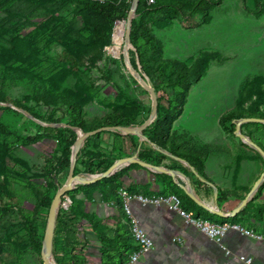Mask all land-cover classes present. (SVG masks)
Masks as SVG:
<instances>
[{
  "label": "rangeland",
  "instance_id": "obj_1",
  "mask_svg": "<svg viewBox=\"0 0 264 264\" xmlns=\"http://www.w3.org/2000/svg\"><path fill=\"white\" fill-rule=\"evenodd\" d=\"M30 1L31 9L18 0H0V264H45L48 206L69 174V165L60 160L66 144L102 126L97 120L109 114L124 126H138L150 116L151 94L124 56L108 49L117 21L130 14V60L157 95L156 117L142 135L108 129L87 138L78 153L77 178L101 173L127 156L172 157L151 147L154 139L173 141L195 162L206 142L238 140L242 156L253 149L263 156L236 127L242 118L264 119V0H139L135 7V0H105L101 12L81 7L78 0ZM171 59L188 66L204 63L184 102L185 87L176 81L182 72L164 63ZM19 108L47 124L80 120L84 127L48 130ZM229 111L233 117L221 119ZM257 126L264 121L241 124L261 146L257 129L251 132ZM116 172L65 193L53 240L57 264H121L127 257V249L114 243L121 233L109 219L85 209L87 201L119 204L124 186ZM88 230L103 235L104 244L87 242Z\"/></svg>",
  "mask_w": 264,
  "mask_h": 264
},
{
  "label": "crops",
  "instance_id": "obj_2",
  "mask_svg": "<svg viewBox=\"0 0 264 264\" xmlns=\"http://www.w3.org/2000/svg\"><path fill=\"white\" fill-rule=\"evenodd\" d=\"M244 129L241 127L242 133L245 134ZM255 129L259 133L257 140L264 146V126L251 127V132H255ZM204 145H208L207 150L202 149L201 153H195L201 163L196 158L197 162L192 163L188 157H179L155 144L151 146L163 154L172 156L163 158L159 165L171 170L176 177L143 166L128 167L129 164L117 170L121 173L118 178L124 187L138 193L175 192L174 187L179 186L185 192L182 193L185 205L196 209L198 203L182 186L185 184L207 207L223 213L220 215L211 212L198 204L201 208L197 211L203 218L217 222H240L257 231H263L264 177L258 185L256 184L264 172V157L258 156L254 149L251 153L245 148H242L243 152H250V156H242L238 140L220 144L206 142ZM245 198H248L246 204L241 205ZM115 201L113 200L112 204L87 201L85 209L109 219L110 225L121 233L115 237L114 243L118 241L121 248H126L128 257L136 244L130 235L127 218ZM131 206L135 218L154 243V248L134 264H247L238 258L241 255L250 257V264H264V239H255L229 229L224 236V242L232 253L227 255L219 244L188 224L177 211L167 205L133 201ZM90 243L95 247L101 245L95 236L91 238ZM92 260L98 263L100 257L95 254Z\"/></svg>",
  "mask_w": 264,
  "mask_h": 264
},
{
  "label": "water",
  "instance_id": "obj_3",
  "mask_svg": "<svg viewBox=\"0 0 264 264\" xmlns=\"http://www.w3.org/2000/svg\"><path fill=\"white\" fill-rule=\"evenodd\" d=\"M138 1L139 0L134 1V7L137 6ZM132 18H133V16H132V14H130L128 16V19H127L128 23H129V28L131 25V19ZM129 49H130V31L128 32L126 44L124 46V51H123V56H124V59L126 62H129ZM129 69L132 71L133 75L139 80V83L142 84L148 90V92L151 94V97L153 100L152 112H151L150 116L147 118V120H145L144 123H142L138 126H124V125L100 126L98 128L83 131L79 134L75 143L72 145L73 148H72V153H71V158H70L68 177H67L65 183L61 186V188H58V190L56 191V193L54 194V196L51 200L50 206L48 207L49 211H48L47 223H46L45 233H44V238H43V246H42V250H41V256H42L45 264H57L54 257H53V240H54V234H55V228H56V219H57V214H58V210H59L58 207L61 205L62 198L64 197V195L67 191H69L75 187H78L80 185H83V184L96 182V181H98L104 177H107V176L113 174L120 167H122L124 165H129L132 163H138L143 167H147V168H150L152 170H156V171H160V172H166V173H169V174L173 175L174 177H176L175 174L171 170H169L168 168H165V167L160 166V165L151 164L147 161L141 160L137 155L120 158V159L116 160L115 162H113L112 164H110L101 173L93 174V175H90L88 177H80V178H77V176L75 175V168H76L78 153H79V150L81 148V144H83V142L87 138H89V137H91V136H93L99 132L108 130V129H116V130H120V131L128 133V134L142 135L143 131L154 121V119L156 117V113H157V108H158L157 95H156L153 87L147 83V80L140 74V72L137 68H135L132 64H129ZM0 99H1V97H0ZM8 106L15 107L11 102H8ZM19 109L21 111L25 112L27 115H29L31 118H33L38 124H40L42 127H44L45 129H48V130H56V129L61 128V127H70V128L77 127L73 123H68V122H57V123H53V124H47L44 121H42L40 117H38L34 113H32L30 110L23 109V108H19ZM249 121H264V119L261 117L242 118L239 121V123L237 124L236 133L243 140H246L247 142H249V144H251V146H254L256 148V150H258L264 156V150H262L263 148H261L253 140L251 141L248 136H246L244 133L241 132V124L243 122H249ZM263 177H264V172H263V175L258 179L256 185H258L261 182ZM79 179H81V180H79ZM182 186L187 190V192L192 196V198L198 204L205 206L206 208L210 209L211 212L218 213L220 215L223 214L222 212H218L215 209H211V208L207 207L203 202H201L194 194H192L187 189V186L185 184H183ZM247 199L248 198H245L241 205H245L247 202Z\"/></svg>",
  "mask_w": 264,
  "mask_h": 264
},
{
  "label": "built area",
  "instance_id": "obj_4",
  "mask_svg": "<svg viewBox=\"0 0 264 264\" xmlns=\"http://www.w3.org/2000/svg\"><path fill=\"white\" fill-rule=\"evenodd\" d=\"M103 3L105 0H93ZM153 2L154 0H149ZM119 194L122 200V209L124 210L126 217L128 218V224L130 233L134 238L137 249L130 255L126 264H134L139 260L146 252L154 248V243L146 230L139 224L135 218L131 208L133 201H138L141 204H165L177 211L184 220L197 228L200 232L207 235L214 240L224 250L225 254L230 255L231 249L225 244L224 236L229 229H234L239 233L249 236L255 239H264V230L257 231L252 227H247L240 222L224 221L217 222L209 219H205L201 216L195 215L193 212L188 211L182 207L181 199L175 193L157 192V193H138L128 190L127 187H122L119 190ZM238 258L247 264L252 262V259L246 256H238Z\"/></svg>",
  "mask_w": 264,
  "mask_h": 264
},
{
  "label": "trees",
  "instance_id": "obj_5",
  "mask_svg": "<svg viewBox=\"0 0 264 264\" xmlns=\"http://www.w3.org/2000/svg\"><path fill=\"white\" fill-rule=\"evenodd\" d=\"M81 4V7L85 8V9H89L91 11H94V12H101L103 10H105L104 8V5L106 4L105 3H100L99 1H93V0H78ZM19 3H21L22 5H25L26 7H28L29 9L33 8L34 7V2L30 1V0H18ZM37 6V5H36ZM99 32L97 29L94 28L93 30V37L96 38V39H99ZM151 37L152 34H151ZM156 41V44L159 46V49L161 50V41L160 40H155ZM166 64H171L174 68L176 69H179L180 72H182V75L179 76L177 78V82L180 83L182 86L185 87V90L182 94V101H186L187 99V96H186V93L188 92V87H189V84H190V81H193V80H197L201 77V75L203 74V71H204V63L202 61H199L197 63H194L192 66H188L187 64L179 61V60H176V59H171V60H165ZM1 95V93H0ZM36 99H46V97L44 96H38L36 97ZM47 100V99H46ZM69 105L71 107H76L77 106V103L75 100H70L69 102ZM29 110V109H28ZM181 112H182V106L180 108ZM31 111V110H30ZM32 112V111H31ZM33 113V112H32ZM35 114V113H34ZM36 115V114H35ZM37 116V115H36ZM39 117V116H38ZM178 117V116H177ZM225 117H228V118H232L233 117V113L232 111H229V112H226L225 114H223L221 116V119L225 118ZM77 119V118H76ZM117 117L115 114H109L107 116H105L104 118H101V119H98L97 122L98 124L102 125V126H115V125H124L126 124L125 122L123 121H116ZM68 123H72V122H68ZM74 125L76 126H80V127H84V123H81V121L79 120V122L77 123H73ZM151 125V124H150ZM149 125V126H150ZM148 126V127H149ZM147 127V128H148ZM146 128V129H147ZM94 129V128H93ZM145 129V130H146ZM103 132V131H102ZM100 133V132H99ZM98 134V133H97ZM96 135V134H95ZM94 136V135H93ZM152 143L155 144L156 146L162 148V149H167L168 151H170L172 154L174 155H177L179 157H182V158H187L185 155H183V153L177 148L178 146H176V144L171 141L169 144H166L165 142H160L159 140H152ZM73 144V143H72ZM70 144V145H72ZM69 144H66L65 147L63 148V151L61 153V156H60V160L61 162H63L65 165H70V158H71V146ZM261 148L262 145L260 146ZM264 150V148L262 149ZM196 159L199 160L198 156H195ZM162 159L161 157L157 158L156 161H153L151 159H149V155L148 154H144L143 155V160L144 161H147L149 163H152V164H155V165H159L161 162H162ZM192 163H196L194 160H190ZM200 161V160H199ZM134 166H141L140 164L138 163H132L130 164L128 167H134ZM107 168V166H106ZM76 169V168H75ZM104 171V170H103ZM102 171V172H103ZM116 173H118L117 176H119L121 173H120V170L117 171ZM132 191V190H130ZM174 191L175 192H172V191H168L166 193H178L180 196L179 198L181 199V203H182V207L188 211H191L193 212L195 215L197 216H201L200 213L197 211L201 208L200 205L196 204V209L195 208H192V207H188L185 205V203L183 202L182 200V193H185L184 190L182 188H180L179 186H175L174 187ZM186 195V194H185ZM223 195H221L220 198H222ZM188 197V196H187ZM194 202V201H193ZM51 204V203H50ZM119 205H120V208L123 215L126 217V214L124 212V210L122 209V200H121V197H120V202H119ZM49 207V206H48ZM202 217V216H201ZM83 218L85 219H89L91 220L92 217L88 214H84L83 215ZM127 218V217H126ZM127 222H128V218H127ZM28 230L29 232L31 233L32 235V238L36 241H37V238L35 237V234L33 232V229H32V226H31V223L28 222ZM131 237H132V234L130 233ZM93 236L97 237L99 243L101 245L104 244L105 242V237L101 234H97L96 232H93L92 230H88L87 232H85V240L87 242H90L91 238H93ZM133 238V237H132ZM134 239V238H133ZM40 244V247H41V242L39 243ZM136 244V242H135ZM137 249V244H136V247L135 249L131 252V254ZM130 254V255H131ZM130 255L128 257H126L123 262L121 264H126L127 261L129 260L130 258Z\"/></svg>",
  "mask_w": 264,
  "mask_h": 264
},
{
  "label": "bare ground",
  "instance_id": "obj_6",
  "mask_svg": "<svg viewBox=\"0 0 264 264\" xmlns=\"http://www.w3.org/2000/svg\"><path fill=\"white\" fill-rule=\"evenodd\" d=\"M129 32V23L126 19L118 20L114 31L112 33V41L108 46V49L114 55H123L124 46L126 44L127 36ZM129 66L131 63L130 55H129V62H126ZM81 180V179H79Z\"/></svg>",
  "mask_w": 264,
  "mask_h": 264
}]
</instances>
